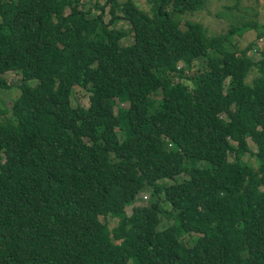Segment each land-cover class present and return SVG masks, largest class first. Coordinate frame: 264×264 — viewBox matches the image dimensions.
Wrapping results in <instances>:
<instances>
[{"label":"trees","instance_id":"trees-1","mask_svg":"<svg viewBox=\"0 0 264 264\" xmlns=\"http://www.w3.org/2000/svg\"><path fill=\"white\" fill-rule=\"evenodd\" d=\"M208 1L0 0V264H264V51Z\"/></svg>","mask_w":264,"mask_h":264},{"label":"rangeland","instance_id":"rangeland-1","mask_svg":"<svg viewBox=\"0 0 264 264\" xmlns=\"http://www.w3.org/2000/svg\"><path fill=\"white\" fill-rule=\"evenodd\" d=\"M137 5L141 8L147 10V0H134ZM68 11V9H67ZM110 15L108 12L104 13V20L108 21ZM180 27H183L184 21H197L200 22L206 33L208 35L217 34L218 32L225 31L229 24L241 25L244 22L252 21L256 23L254 29L244 30L241 35L237 34L234 40H238L239 46L241 48L246 47L248 44H254L257 51H252L251 56L253 59L257 60L260 58V52L264 51V37L257 39V34L264 29V0H209L202 9H196L193 11H184L180 13ZM116 27L123 26L127 29L124 22L117 20L115 23ZM132 42V34L127 33L122 39V44H128ZM253 73L249 75L248 81L253 77ZM8 82L13 85L17 83V79L20 78V72L18 71H8L5 74ZM19 90L14 86L10 89H0V106L2 108L9 109L12 103V99L16 97ZM160 92L155 94V97H159ZM72 105L82 104L87 105L88 103V93L83 88L74 87L73 93L71 95ZM116 102V100H115ZM118 106H126L125 103L116 102ZM115 108V106H114ZM119 138L122 137L120 131L117 132ZM251 148L255 150L253 143H249ZM244 159L251 160L248 157V153L244 155ZM150 189L142 190L134 202L131 205H126L124 207V212L126 214L131 212L132 205H142L148 203L152 197L150 194ZM164 207L166 205L163 204ZM168 210L170 208L167 207ZM162 226H167L173 224L172 217L167 218L162 217ZM114 222H110V227ZM194 234H185L180 236L179 241L186 246H190L194 238Z\"/></svg>","mask_w":264,"mask_h":264}]
</instances>
